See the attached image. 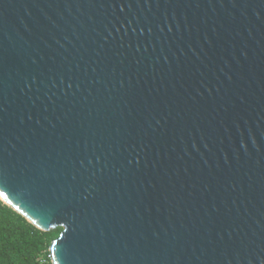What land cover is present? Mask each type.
<instances>
[{
	"label": "water",
	"instance_id": "1",
	"mask_svg": "<svg viewBox=\"0 0 264 264\" xmlns=\"http://www.w3.org/2000/svg\"><path fill=\"white\" fill-rule=\"evenodd\" d=\"M0 199L52 264H264V0H0Z\"/></svg>",
	"mask_w": 264,
	"mask_h": 264
},
{
	"label": "trees",
	"instance_id": "2",
	"mask_svg": "<svg viewBox=\"0 0 264 264\" xmlns=\"http://www.w3.org/2000/svg\"><path fill=\"white\" fill-rule=\"evenodd\" d=\"M61 228L44 232L0 200V264H52Z\"/></svg>",
	"mask_w": 264,
	"mask_h": 264
},
{
	"label": "clouds",
	"instance_id": "3",
	"mask_svg": "<svg viewBox=\"0 0 264 264\" xmlns=\"http://www.w3.org/2000/svg\"><path fill=\"white\" fill-rule=\"evenodd\" d=\"M1 200V199H0ZM7 205V204H6ZM10 207V206H9ZM12 208V207H11ZM24 217V216H23ZM52 231V230H51ZM51 248V247H50ZM51 258H52V255H51Z\"/></svg>",
	"mask_w": 264,
	"mask_h": 264
}]
</instances>
